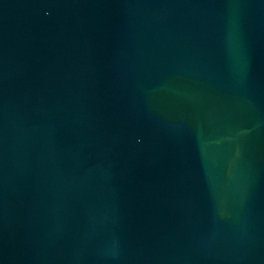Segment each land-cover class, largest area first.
I'll return each instance as SVG.
<instances>
[{
  "label": "water",
  "instance_id": "water-1",
  "mask_svg": "<svg viewBox=\"0 0 264 264\" xmlns=\"http://www.w3.org/2000/svg\"><path fill=\"white\" fill-rule=\"evenodd\" d=\"M0 264H264V0H0Z\"/></svg>",
  "mask_w": 264,
  "mask_h": 264
}]
</instances>
